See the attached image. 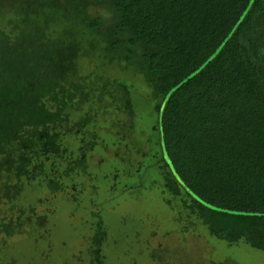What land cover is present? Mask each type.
<instances>
[{
  "label": "trees",
  "instance_id": "obj_1",
  "mask_svg": "<svg viewBox=\"0 0 264 264\" xmlns=\"http://www.w3.org/2000/svg\"><path fill=\"white\" fill-rule=\"evenodd\" d=\"M84 58L126 63L151 90L154 139L145 150L125 145L149 163L125 172L132 189L124 183V195L159 188L167 207L184 209L179 231L190 219L264 253V0H0V206L12 203L0 214V234L39 245L37 231L52 217V228H66L49 243L66 245L87 233L68 228L81 227L79 213L88 211L97 219L88 251L105 264L103 205L109 212L120 186L102 197L92 181L73 178L88 172L96 136L88 127L108 106L98 102L102 112L93 100L129 94L120 79L99 75L98 64L82 66ZM132 153L115 158L125 163ZM22 195L30 206L18 203ZM50 201L60 206L48 213Z\"/></svg>",
  "mask_w": 264,
  "mask_h": 264
},
{
  "label": "rangeland",
  "instance_id": "obj_2",
  "mask_svg": "<svg viewBox=\"0 0 264 264\" xmlns=\"http://www.w3.org/2000/svg\"><path fill=\"white\" fill-rule=\"evenodd\" d=\"M82 66L90 67V64H98L95 69L99 75L108 74L110 78L120 79L127 87L129 97L123 98V92L119 89L114 90L116 94L110 96L96 97L93 101L94 106L100 108L105 102L108 104L105 113L94 121L88 127V131H96V136L89 135V145L87 150V168L88 172L85 175H76L74 180L92 181L98 187V192L102 197L107 196V190L112 184L119 185V193L116 200L108 211V206L103 205L107 217L101 218L105 225L104 232L105 246L102 249L105 264H264V253L252 247L245 242H229L228 238L217 237L213 235L206 227L195 224L190 225L188 220H182V230L180 223L176 222L175 217L178 211L184 213L182 205L175 204L174 208L167 207L162 200L160 189L149 190L148 188H136V191H130L132 188L131 178L126 177L125 172L137 169L136 165L139 162L149 163V160L143 158V153L140 154L134 149L128 151L125 145L138 146L139 149L150 147L148 136L155 133L157 118L154 110V102L150 97L151 90L143 83L139 75L133 73L132 67H127L126 63H120L118 60L108 61L104 63L100 59L87 61L86 58L81 59ZM133 70V71H132ZM103 77V76H102ZM99 85L92 84V89H97ZM114 86V85H113ZM149 89V90H148ZM109 90L113 91L110 87ZM111 94V93H110ZM110 102L112 103L110 105ZM121 102V103H119ZM130 103V107L126 104ZM105 104V105H106ZM133 104V105H131ZM155 124V125H154ZM125 135L123 141L119 142L121 134ZM75 144L70 148L72 151L77 146L78 135L71 137ZM73 141V140H71ZM114 143V144H111ZM153 146V154L157 156L161 154L159 146L151 143ZM111 145V146H109ZM69 149V151H71ZM131 149V148H130ZM150 149V148H149ZM119 150L123 156L129 157V152L132 153L130 158H126L125 163L116 157V151ZM132 156L134 162L132 163ZM89 158V160H88ZM132 163V164H131ZM130 172V171H129ZM153 173V172H151ZM54 174V173H53ZM116 174V175H115ZM123 175V177H122ZM88 177H91V180ZM115 176L120 177V181H113ZM122 178V180H121ZM131 183L129 189L124 195L122 185ZM113 185V186H114ZM143 188V189H142ZM110 190V189H109ZM117 192V191H116ZM123 192V193H122ZM21 197V198H20ZM18 197V203L30 206L33 201L31 197L22 195ZM15 201L14 203H16ZM5 201L0 206V214L8 213L12 203ZM178 202V201H177ZM98 203V202H96ZM179 203V202H178ZM168 205V204H167ZM54 206V207H51ZM58 202L52 201L47 204L48 213L59 208ZM94 209L98 210L97 206ZM181 209V210H180ZM39 210L44 211L42 206ZM64 216L69 214L68 209L63 208ZM142 211V212H141ZM46 212V209H45ZM82 220L79 222L81 227L69 226V230L77 232L79 228H84L87 233L85 235H72L71 241L65 245L50 244L49 240L61 230L65 229L60 221L59 227L52 228L51 221L58 222V218L48 219L46 227L37 231L41 234V244L33 243V236H17L16 241L9 239L5 235L0 234V264H96L89 254V249L93 248L91 237L96 233L97 219L90 216L88 211L79 213ZM61 216V215H60ZM62 216V217H64ZM124 221L118 230V219ZM111 218H116L112 220ZM105 219L107 221H105ZM124 219V220H123ZM193 220V219H191ZM178 225V226H177ZM138 235H137V229ZM47 230L49 232H47ZM134 232V234H132ZM79 233V232H78ZM137 235V236H136ZM79 236V237H78ZM22 244V245H19ZM28 244V246H26ZM50 244V246H48ZM116 246H113V245ZM111 246V247H110ZM52 249V251L50 249ZM153 254L157 255L154 257ZM40 261V262H39Z\"/></svg>",
  "mask_w": 264,
  "mask_h": 264
},
{
  "label": "flooded vegetation",
  "instance_id": "obj_3",
  "mask_svg": "<svg viewBox=\"0 0 264 264\" xmlns=\"http://www.w3.org/2000/svg\"><path fill=\"white\" fill-rule=\"evenodd\" d=\"M127 107V106H126Z\"/></svg>",
  "mask_w": 264,
  "mask_h": 264
}]
</instances>
